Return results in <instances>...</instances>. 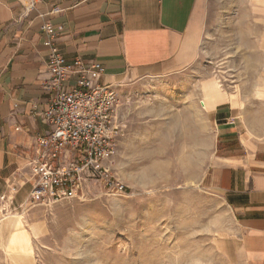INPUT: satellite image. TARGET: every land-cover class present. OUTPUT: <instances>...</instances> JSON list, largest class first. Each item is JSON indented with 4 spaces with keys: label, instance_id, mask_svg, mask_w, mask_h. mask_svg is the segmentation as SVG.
<instances>
[{
    "label": "rangeland",
    "instance_id": "1",
    "mask_svg": "<svg viewBox=\"0 0 264 264\" xmlns=\"http://www.w3.org/2000/svg\"><path fill=\"white\" fill-rule=\"evenodd\" d=\"M207 2L194 63L117 82L122 133L110 168L123 190L88 179L78 198L0 206L3 262L235 264L221 249L232 213L203 180L220 145L207 110L216 91H264V0ZM238 102L264 113L260 101Z\"/></svg>",
    "mask_w": 264,
    "mask_h": 264
},
{
    "label": "crops",
    "instance_id": "2",
    "mask_svg": "<svg viewBox=\"0 0 264 264\" xmlns=\"http://www.w3.org/2000/svg\"><path fill=\"white\" fill-rule=\"evenodd\" d=\"M207 1L0 0V194L14 182L13 203L25 199L33 145L49 129L41 117L50 99L44 21L63 27L56 44L68 61H99L101 80L114 83L194 63ZM212 97L207 111L220 145L203 180L222 196L236 227L221 249L232 263L264 264V113L238 102L264 107V91Z\"/></svg>",
    "mask_w": 264,
    "mask_h": 264
},
{
    "label": "built area",
    "instance_id": "3",
    "mask_svg": "<svg viewBox=\"0 0 264 264\" xmlns=\"http://www.w3.org/2000/svg\"><path fill=\"white\" fill-rule=\"evenodd\" d=\"M41 28L48 49L45 88L50 90L49 104L41 117L49 129L33 145L29 177L25 178L30 181L27 196L14 205L19 185L11 182L8 191L0 194L2 213L16 206L24 212L78 198L88 179H99L109 192L123 190L110 168L122 133L117 82L101 80L104 66L99 61L85 62L79 56L66 59L56 44L61 25L44 21Z\"/></svg>",
    "mask_w": 264,
    "mask_h": 264
}]
</instances>
